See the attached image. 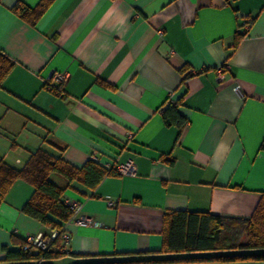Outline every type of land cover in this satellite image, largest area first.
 I'll use <instances>...</instances> for the list:
<instances>
[{"label":"crops","instance_id":"0c3cea01","mask_svg":"<svg viewBox=\"0 0 264 264\" xmlns=\"http://www.w3.org/2000/svg\"><path fill=\"white\" fill-rule=\"evenodd\" d=\"M17 1L0 0V50L15 62L0 88V158L21 168L41 148L78 168L93 156L137 168L66 191L91 224L64 225L65 256L162 253L169 211L250 219L264 192V0H55L36 26ZM53 73L67 74L59 94ZM182 97L180 130L161 110ZM32 193L17 181L0 200V262L50 232L22 213Z\"/></svg>","mask_w":264,"mask_h":264},{"label":"trees","instance_id":"16d2710c","mask_svg":"<svg viewBox=\"0 0 264 264\" xmlns=\"http://www.w3.org/2000/svg\"><path fill=\"white\" fill-rule=\"evenodd\" d=\"M55 0H41L34 8L25 6L20 0L12 9L13 13L26 23L36 26ZM244 35L235 36L236 48ZM15 62L0 50V88L14 69ZM59 87L49 88L52 93L59 94ZM183 97L169 102L162 110V116L167 126H176L182 130L187 121L178 111ZM264 150V139L261 144ZM172 161H169L171 163ZM118 175L113 169L108 170L97 161L88 160L78 168L62 156L56 157L44 149L29 153V157L21 168L7 164L0 158V200H3L17 181H23L33 188L28 202L23 206L22 213L38 221L49 231H63L64 225L73 215V209L67 205L65 193L73 189V184H80L90 190H95L108 176ZM52 176H58L65 181L59 186L52 181ZM60 235L54 242V249L43 257L46 260L60 259L65 256L58 251L57 244ZM57 248V249H56ZM264 248V192L250 219H231L209 212L169 211L163 218V241L160 252L185 253L206 252L233 249ZM5 262L33 261L41 258L39 254L7 250ZM262 261V257L221 258L213 260L169 261L141 264H171L189 262H237Z\"/></svg>","mask_w":264,"mask_h":264},{"label":"water","instance_id":"95a60500","mask_svg":"<svg viewBox=\"0 0 264 264\" xmlns=\"http://www.w3.org/2000/svg\"><path fill=\"white\" fill-rule=\"evenodd\" d=\"M264 248L260 249H233L206 252H185V253H146L133 255H117L107 257H83L77 258L65 256L54 260H33L5 262L0 264H141L158 263L169 261H189V260H213L221 258H239V257H262Z\"/></svg>","mask_w":264,"mask_h":264},{"label":"built area","instance_id":"2783aa9c","mask_svg":"<svg viewBox=\"0 0 264 264\" xmlns=\"http://www.w3.org/2000/svg\"><path fill=\"white\" fill-rule=\"evenodd\" d=\"M159 34H162V31H159ZM218 74L221 77L222 68L218 69ZM50 79H51L50 82H53L59 86L66 81L67 74L53 73ZM47 86H48V89L55 87L51 83H48ZM235 90H239V86L235 87ZM92 160L97 161L95 156L92 157ZM106 168L108 170L113 169L118 175H121V176H135L137 173L136 165L131 160L125 163H122V164L117 163L113 166H106ZM66 203L74 211V215L71 220L74 221L75 224L81 225V226H86V225L91 224V221L88 218L84 216L77 217L81 209L80 203L74 202V201L73 202L66 201ZM109 206H114V204L109 201ZM59 235H60L61 245L58 251H60V253L66 254V246L69 243L70 235L64 230L61 233H59L58 231H50L48 234L28 235L25 238V242L21 246L20 250L23 252L31 253V254H39L41 255V258L38 260H46L43 257V255H45L46 253L54 249V242Z\"/></svg>","mask_w":264,"mask_h":264}]
</instances>
